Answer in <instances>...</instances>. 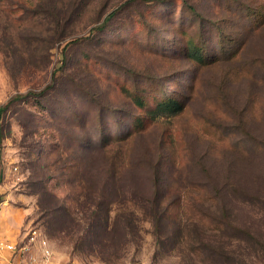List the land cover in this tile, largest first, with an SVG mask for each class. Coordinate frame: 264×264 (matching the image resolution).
Segmentation results:
<instances>
[{"label":"rangeland","instance_id":"rangeland-1","mask_svg":"<svg viewBox=\"0 0 264 264\" xmlns=\"http://www.w3.org/2000/svg\"><path fill=\"white\" fill-rule=\"evenodd\" d=\"M28 93L0 119V216L58 263L264 264V0H0V108Z\"/></svg>","mask_w":264,"mask_h":264},{"label":"trees","instance_id":"trees-1","mask_svg":"<svg viewBox=\"0 0 264 264\" xmlns=\"http://www.w3.org/2000/svg\"><path fill=\"white\" fill-rule=\"evenodd\" d=\"M192 53L195 54L196 51H191V54ZM198 55H199V61L201 63H204V60L202 58V54H198ZM61 61H63V62L56 68V71L54 73V80H53L54 82L51 85L47 86L41 92V95H44L45 93H47L49 91L56 90L57 80H56L55 76H56L57 71H59V70L63 71L65 66H66L65 53L61 54ZM30 95H31V93H28L26 95H17L15 98H13L10 101V103L8 105L1 107L0 108V119H1L2 115L7 111L8 107L10 106L11 103L13 104V103H15L21 99L27 98ZM132 104L140 110H145V112H147V114H149L150 116H152V115L156 116L159 114L178 115L182 111H184V109H185V105L183 104V102L177 101L174 97H171V96L170 97H163L162 96L160 100H157L155 102L153 108H152V106H149L148 104H146L144 97H141V96H134L132 98ZM141 119L142 118L136 119V123L142 124L143 119L142 120ZM126 136L129 137L130 136L129 133H127V135H124L123 137L116 138V141L124 142L127 139ZM95 144L98 145V150H100V152H104V154H105L107 148L110 145L109 138L102 137V139L98 143H95ZM122 165L123 164H121V165L119 164V166H116L115 163L109 162L106 164V167H103V166L100 167L101 168L100 170L102 172L101 174L106 175L107 180L108 179H109V181L111 180L110 182H107V183H109V186L113 185V184H118L117 181H119V177L117 175L121 174L120 169H121ZM115 176H116V179L114 178ZM162 181H163L162 176L157 175V177L154 181V184L156 187L155 193L152 194L149 198H144L145 203H147L148 209H151L150 212L152 214V217H153L152 219H153V222L155 224H160L161 222H164V223L167 222L168 223V221H170V216H171L170 208L172 206H174L176 203L175 201H173V199L170 195H167V194L162 195L161 191H159V189L162 188V187H160V186H162ZM44 190H45V194L49 193V191H47V189L45 187H44ZM212 199L214 200V198H212ZM181 203H182V200H181L180 204H178V208H180L183 205ZM149 205H154L156 208L154 206H149ZM96 208H97V210L100 211V206H96ZM64 212H65L64 213L65 215L68 214V210L65 208H64ZM104 213H105L104 211H102V212L100 211L99 213H95V214L93 212V214L90 217L91 225L92 226L101 225V227L104 226L105 228L108 229L111 226L112 210L110 208H107L106 209V216L104 215ZM177 216H178V214H177ZM92 217L94 219H92Z\"/></svg>","mask_w":264,"mask_h":264},{"label":"built area","instance_id":"built-area-1","mask_svg":"<svg viewBox=\"0 0 264 264\" xmlns=\"http://www.w3.org/2000/svg\"><path fill=\"white\" fill-rule=\"evenodd\" d=\"M34 249H38L35 253ZM9 254V257L8 255ZM20 254L23 264H60L50 240L39 228H30L21 245L0 243V264H12L13 257ZM64 264H78L67 261Z\"/></svg>","mask_w":264,"mask_h":264},{"label":"crops","instance_id":"crops-1","mask_svg":"<svg viewBox=\"0 0 264 264\" xmlns=\"http://www.w3.org/2000/svg\"><path fill=\"white\" fill-rule=\"evenodd\" d=\"M26 234L23 233V222L16 220L15 223L13 220H4V217L0 216V243H9V244H19L21 245L25 239ZM35 253L38 249H34ZM9 257V254H7ZM12 264H23V260L18 254L13 257Z\"/></svg>","mask_w":264,"mask_h":264}]
</instances>
